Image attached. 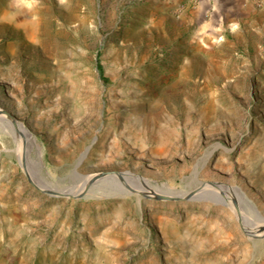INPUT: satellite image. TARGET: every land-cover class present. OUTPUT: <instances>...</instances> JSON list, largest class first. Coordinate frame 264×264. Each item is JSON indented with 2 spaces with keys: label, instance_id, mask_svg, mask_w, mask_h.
<instances>
[{
  "label": "rangeland",
  "instance_id": "obj_1",
  "mask_svg": "<svg viewBox=\"0 0 264 264\" xmlns=\"http://www.w3.org/2000/svg\"><path fill=\"white\" fill-rule=\"evenodd\" d=\"M178 15L0 0V264H264V23Z\"/></svg>",
  "mask_w": 264,
  "mask_h": 264
},
{
  "label": "crops",
  "instance_id": "obj_2",
  "mask_svg": "<svg viewBox=\"0 0 264 264\" xmlns=\"http://www.w3.org/2000/svg\"><path fill=\"white\" fill-rule=\"evenodd\" d=\"M179 12L187 23L197 26L239 27L264 23V0H159ZM252 23V24H251Z\"/></svg>",
  "mask_w": 264,
  "mask_h": 264
},
{
  "label": "bare ground",
  "instance_id": "obj_3",
  "mask_svg": "<svg viewBox=\"0 0 264 264\" xmlns=\"http://www.w3.org/2000/svg\"><path fill=\"white\" fill-rule=\"evenodd\" d=\"M2 113V112H1ZM12 124H17V126L19 127V130H20V132H21V137H20V139H21V144L23 145V143L24 142H26V141H28V139L30 138V134H29V132L23 127V126H21V124L20 123H17V122H14V121H10L9 122V125H12ZM24 147V146H23ZM23 150V149H22ZM21 152V151H20ZM219 158H217V160H218ZM126 173H128V172H126ZM124 173H122V175H123ZM122 175H120V176H122ZM92 175H88L86 178H85V180H84V182L82 183V186L81 187H78V190H81L82 188H84V185L86 184V182L88 181V179H89V177H91ZM112 177V175H110L109 176V178H111ZM124 177V179H126V181H127V184L132 188V189H136L138 192H144V193H146V192H149V194L150 195H155V194H158V193H160V192H162V193H164V194H173V193H175L174 191H172V190H169V189H167V190H165V191H161V190H158V189H156V188H152L151 187V185L149 186L148 185V183L146 182V180L144 179V178H141L140 176H137V175H126V176H123ZM109 178H107V179H109ZM141 181V183H142V187L139 185L140 182ZM135 182H137V183H139V184H137V186H134L135 185ZM130 183V184H129ZM132 184V185H131ZM134 184V185H133ZM80 185V184H79ZM144 186L147 188V190H143V188H144ZM130 188V189H131ZM207 188V186H203L202 185V187H198V188H196V189H193L192 191H188V192H184L183 193V198H200V197H203V193L205 192L204 190ZM227 188L231 191V194H229L228 196H227V199H225V202L226 203H228V204H230V205H232V200H234V199H237V201H238V203H243L244 205H245V207H246V209H250V210H252V211H254L255 212V214H259L258 213V211H257V209L254 207V205L252 204V203H250V202H247V201H245V199H244V197H243V195H242V193H241V191L239 190V189H237L236 187H230V186H227ZM139 189V190H138ZM145 189V188H144ZM204 189V190H203ZM77 190V191H78ZM204 191V192H203ZM64 193H72V191H70V189H68V190H65V191H63ZM233 192V193H232ZM161 193V194H162ZM181 195V194H180ZM207 196V195H206ZM220 200V199H219ZM220 201H222V200H220ZM236 202V201H235ZM241 208V207H240ZM240 213V212H239ZM238 216H240V218H241V220L242 221H244V219L246 220L247 219V217L244 215V214H242V213H240ZM244 224H245V222H244ZM249 225V224H248ZM246 226H247V224H246ZM248 227V226H247ZM259 227H262L261 229L262 230H260L261 232H264V218L261 220V223H260V226ZM250 228V227H249ZM255 228V227H254ZM250 232L251 233H255V232H259V231H252V230H250Z\"/></svg>",
  "mask_w": 264,
  "mask_h": 264
},
{
  "label": "water",
  "instance_id": "obj_4",
  "mask_svg": "<svg viewBox=\"0 0 264 264\" xmlns=\"http://www.w3.org/2000/svg\"><path fill=\"white\" fill-rule=\"evenodd\" d=\"M0 112L4 113V111L0 110ZM6 114V113H5ZM14 121V120H12ZM89 148V145H87L85 147V149L80 153L79 155V158H78V162L83 158V156L85 155L86 151L88 150ZM74 173H76L75 169L73 170ZM123 172H119V171H102V172H98V173H95L93 174L91 177H89L88 181L86 182V186L90 183H92L95 179H98V178H103V177H106V176H110V175H115L117 178L120 177V175H122ZM200 185L201 183L203 182H199ZM85 186V187H86ZM80 193H78L77 195H79ZM176 193H173V194H155L161 198H177L178 196L175 195Z\"/></svg>",
  "mask_w": 264,
  "mask_h": 264
},
{
  "label": "trees",
  "instance_id": "obj_5",
  "mask_svg": "<svg viewBox=\"0 0 264 264\" xmlns=\"http://www.w3.org/2000/svg\"><path fill=\"white\" fill-rule=\"evenodd\" d=\"M96 68H97V71H98L99 75L102 76V66L99 63V59L98 58H97V61H96Z\"/></svg>",
  "mask_w": 264,
  "mask_h": 264
},
{
  "label": "clouds",
  "instance_id": "obj_6",
  "mask_svg": "<svg viewBox=\"0 0 264 264\" xmlns=\"http://www.w3.org/2000/svg\"><path fill=\"white\" fill-rule=\"evenodd\" d=\"M38 2V0H27L28 6L31 7L33 3ZM61 3H64V0H60Z\"/></svg>",
  "mask_w": 264,
  "mask_h": 264
}]
</instances>
